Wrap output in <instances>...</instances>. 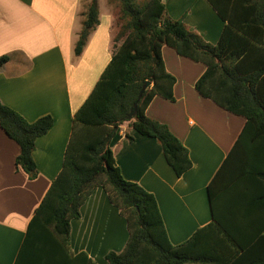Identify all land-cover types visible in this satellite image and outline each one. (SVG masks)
<instances>
[{
    "label": "trees",
    "instance_id": "trees-1",
    "mask_svg": "<svg viewBox=\"0 0 264 264\" xmlns=\"http://www.w3.org/2000/svg\"><path fill=\"white\" fill-rule=\"evenodd\" d=\"M206 1L224 22L215 43L204 41L182 17L170 18L161 0H109L117 10L111 56L72 114L60 170L34 208L12 264H97L83 251L74 254L69 240L70 220L96 188L126 225L123 247L104 254L108 264H264V0ZM81 15L75 56L98 24L97 0H89ZM163 45L204 64L196 92L244 118L206 185L210 220L176 244L167 237L153 194L122 176L111 148L127 122L157 140L175 176L191 167L183 143L145 113L154 96L174 100L176 79L165 68ZM7 60L1 55L0 67ZM52 122L49 114L28 121L0 101V128L18 145L14 163L30 179L37 173L34 141Z\"/></svg>",
    "mask_w": 264,
    "mask_h": 264
},
{
    "label": "crops",
    "instance_id": "crops-1",
    "mask_svg": "<svg viewBox=\"0 0 264 264\" xmlns=\"http://www.w3.org/2000/svg\"><path fill=\"white\" fill-rule=\"evenodd\" d=\"M88 1L0 0V56L8 55L0 67V101L28 121L44 114L53 119L51 127L34 141L37 173L33 179L15 165L18 145L0 128V264H12L34 208L60 170L72 114L111 56L114 12L107 0L104 11L97 7L98 24L81 53H73ZM161 1L170 18L182 17L204 41H217L224 22L206 0ZM161 55L166 70L176 79L174 100L154 96L145 113L166 124L183 143L191 167L175 176L157 140L139 134L127 122L119 126L111 148L122 176L153 194L167 237L176 244L210 220L206 185L244 118L196 92L194 82L204 64L166 45ZM69 226L71 251H83L97 264H106L104 254L119 251L127 237L123 217L101 188L86 199Z\"/></svg>",
    "mask_w": 264,
    "mask_h": 264
},
{
    "label": "water",
    "instance_id": "water-1",
    "mask_svg": "<svg viewBox=\"0 0 264 264\" xmlns=\"http://www.w3.org/2000/svg\"><path fill=\"white\" fill-rule=\"evenodd\" d=\"M148 85L147 82H145L142 87L140 88L139 92H138V95H137V99L133 102L128 114H127V117H131L132 115H134L135 111H136V108H137V100L139 99L141 93L143 92L144 88Z\"/></svg>",
    "mask_w": 264,
    "mask_h": 264
},
{
    "label": "rangeland",
    "instance_id": "rangeland-1",
    "mask_svg": "<svg viewBox=\"0 0 264 264\" xmlns=\"http://www.w3.org/2000/svg\"><path fill=\"white\" fill-rule=\"evenodd\" d=\"M104 1H105V0H99V1H97V3H98L97 7H98L99 9L102 8L103 11H104V4H103ZM108 2H109V0H107V3H108ZM108 4L112 5L113 12H114V10H115V13H116L117 10H116L115 6H114L113 4H111L110 2H109ZM103 11H100V12L102 13ZM103 260L106 262V264H108L104 257H103Z\"/></svg>",
    "mask_w": 264,
    "mask_h": 264
}]
</instances>
